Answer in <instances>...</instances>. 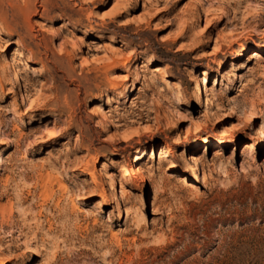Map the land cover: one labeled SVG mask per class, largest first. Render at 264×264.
<instances>
[{"label": "rangeland", "instance_id": "rangeland-1", "mask_svg": "<svg viewBox=\"0 0 264 264\" xmlns=\"http://www.w3.org/2000/svg\"><path fill=\"white\" fill-rule=\"evenodd\" d=\"M0 264H264V0H0Z\"/></svg>", "mask_w": 264, "mask_h": 264}, {"label": "bare ground", "instance_id": "bare-ground-1", "mask_svg": "<svg viewBox=\"0 0 264 264\" xmlns=\"http://www.w3.org/2000/svg\"><path fill=\"white\" fill-rule=\"evenodd\" d=\"M19 54V53H18ZM17 55V54H16ZM10 60V59H9ZM11 62V61H10ZM15 67H16V65H15ZM14 66H11L10 68H11V70L13 71V76H14V78H15V80H16V83H17V85L19 86V87H21L22 86V80L24 79V78H22V76H21V74L16 70V68L18 69L19 67H16L15 68ZM8 68V67H7ZM10 70V69H9ZM8 69L6 70V74H8V71H9ZM21 72V71H20ZM161 72H162V70H161ZM168 75V74H167ZM206 79V78H205ZM204 83V82H203ZM202 90V89H201ZM204 90V89H203ZM32 110V109H31ZM261 130V129H260ZM259 132V131H258ZM261 132V131H260ZM261 134V133H260ZM262 134H263V132H262ZM164 151V150H163ZM167 154V153H166ZM166 154H165V156H166ZM166 158V157H165ZM199 166V165H198ZM195 177L196 178H198L199 177V173H198V170H197V173L195 174ZM200 178V177H199ZM204 179V178H203ZM202 179V180H203ZM185 181V180H184Z\"/></svg>", "mask_w": 264, "mask_h": 264}]
</instances>
